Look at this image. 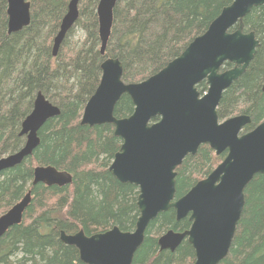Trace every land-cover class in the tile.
Masks as SVG:
<instances>
[{
	"label": "trees",
	"instance_id": "obj_1",
	"mask_svg": "<svg viewBox=\"0 0 264 264\" xmlns=\"http://www.w3.org/2000/svg\"><path fill=\"white\" fill-rule=\"evenodd\" d=\"M27 1L29 26L9 34L7 0H0V157L24 146L21 124L38 93L60 114L43 125L40 144L31 156L0 173V216L31 192L21 224L0 238V264H85L75 246L61 241V231L82 230L90 236L118 227L129 232L140 215L138 187L122 183L109 171L122 144L114 126L81 124L84 107L100 83L102 63L118 59L125 83L142 82L177 58L234 0H119L104 54L100 53L99 0H80L79 18L56 56L54 38L70 0ZM244 31L253 32L260 45L245 73L224 92L218 116L220 120L250 116L248 132L264 121V5L244 19ZM232 66L226 63L223 70ZM197 89L203 94L208 86L204 81ZM133 110L125 94L116 105L115 117L126 118ZM225 156L207 145L187 156L176 170V198L206 178ZM37 166L66 171L72 183L33 185ZM245 201L230 251L219 264H264V175L249 183ZM190 226L189 217L177 220L173 209L159 214L133 264H194L195 251L187 239L175 251L158 245L168 230L184 232Z\"/></svg>",
	"mask_w": 264,
	"mask_h": 264
},
{
	"label": "water",
	"instance_id": "obj_2",
	"mask_svg": "<svg viewBox=\"0 0 264 264\" xmlns=\"http://www.w3.org/2000/svg\"><path fill=\"white\" fill-rule=\"evenodd\" d=\"M79 1L68 4L54 38V56L79 18ZM118 1L99 0L97 6L101 54L112 32ZM7 4L8 33L29 26L30 2L7 0ZM263 5L264 0H234L177 58L142 82L125 83L118 59L102 63L100 83L84 107L81 124L114 126V135L122 144L109 171L122 183L138 187L140 215L129 232L118 227L90 236L82 230L74 234L61 231V241L75 246L82 262L133 264L150 223L170 209L177 220L189 217L191 226L184 232H165L158 239L161 250L175 251L187 239L195 251L194 264H219L227 257L245 207V190L256 175H264V121L243 133L251 117L239 114L221 122L218 108L224 92L255 57L260 43L253 32H244V19ZM225 63L233 68L221 71ZM204 81L208 89L201 95L197 85ZM125 94L134 110L126 118H117L115 108ZM59 114V108L38 93L21 124L25 144L19 151L0 157V173L31 156L40 144L41 128ZM201 145L217 155L227 152V156L205 179L176 198V170L187 156L196 155ZM37 183L63 187L72 183V175L53 166H37L32 184ZM30 202L28 192L0 216V238L21 224Z\"/></svg>",
	"mask_w": 264,
	"mask_h": 264
},
{
	"label": "flooded vegetation",
	"instance_id": "obj_3",
	"mask_svg": "<svg viewBox=\"0 0 264 264\" xmlns=\"http://www.w3.org/2000/svg\"><path fill=\"white\" fill-rule=\"evenodd\" d=\"M237 27H238V26L233 27V28H235L233 31H235V30L237 29ZM233 28H232V29H233ZM233 31H231V32H233ZM201 146H203V145H201ZM201 146H200V147H201ZM223 154H226V156H227V152H225V153H223ZM220 155H222V154H220ZM218 156H219V155H218ZM226 156H225V157H226Z\"/></svg>",
	"mask_w": 264,
	"mask_h": 264
},
{
	"label": "bare ground",
	"instance_id": "obj_4",
	"mask_svg": "<svg viewBox=\"0 0 264 264\" xmlns=\"http://www.w3.org/2000/svg\"><path fill=\"white\" fill-rule=\"evenodd\" d=\"M24 143V142H23ZM4 154V153H3ZM7 155V154H6Z\"/></svg>",
	"mask_w": 264,
	"mask_h": 264
}]
</instances>
